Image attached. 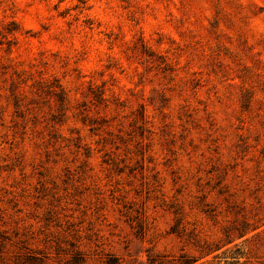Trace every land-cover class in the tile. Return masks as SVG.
<instances>
[{"label":"rangeland","instance_id":"374dc122","mask_svg":"<svg viewBox=\"0 0 264 264\" xmlns=\"http://www.w3.org/2000/svg\"><path fill=\"white\" fill-rule=\"evenodd\" d=\"M264 264V0H0V264Z\"/></svg>","mask_w":264,"mask_h":264},{"label":"trees","instance_id":"16d2710c","mask_svg":"<svg viewBox=\"0 0 264 264\" xmlns=\"http://www.w3.org/2000/svg\"><path fill=\"white\" fill-rule=\"evenodd\" d=\"M115 264V263H114Z\"/></svg>","mask_w":264,"mask_h":264}]
</instances>
